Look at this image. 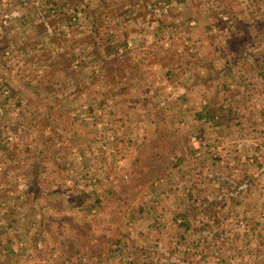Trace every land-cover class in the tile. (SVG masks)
<instances>
[{
  "label": "rangeland",
  "instance_id": "374dc122",
  "mask_svg": "<svg viewBox=\"0 0 264 264\" xmlns=\"http://www.w3.org/2000/svg\"><path fill=\"white\" fill-rule=\"evenodd\" d=\"M261 116L264 0H0V264H264L193 190Z\"/></svg>",
  "mask_w": 264,
  "mask_h": 264
},
{
  "label": "crops",
  "instance_id": "0c3cea01",
  "mask_svg": "<svg viewBox=\"0 0 264 264\" xmlns=\"http://www.w3.org/2000/svg\"><path fill=\"white\" fill-rule=\"evenodd\" d=\"M218 127H215V129ZM252 130L248 133L244 132L237 138H232L223 133L221 139L224 140L227 148L225 149V155L230 156L234 153V149L238 150V155L241 156L240 161L249 163L255 161L252 166L246 167L240 170V166L233 171L240 173L236 176V179L231 178L230 174H224L222 172V179L216 181L215 176L210 172L205 173L206 179L203 181H197L193 190L197 196L201 198L210 199L212 202H207L211 208L210 212H207V216L211 214L215 216L213 210V203L217 200L218 193L221 191V205L222 216L218 217L222 221V231L226 236H239L242 232L249 234V229L244 228L242 223L245 219H249L248 211L252 215L256 214V219L259 220V225H262L264 221V116L256 119L253 122ZM217 130V129H216ZM214 129L212 128L211 133ZM252 175L253 181L247 183ZM235 175H232L234 177ZM215 180V181H214ZM196 197V196H195ZM247 201V206L251 209H247L245 213L242 210H235L229 212V208L237 206L238 208ZM208 211V207H206ZM151 234H158L156 229H148ZM259 234L262 235L261 227L256 228ZM257 234V233H256Z\"/></svg>",
  "mask_w": 264,
  "mask_h": 264
},
{
  "label": "trees",
  "instance_id": "16d2710c",
  "mask_svg": "<svg viewBox=\"0 0 264 264\" xmlns=\"http://www.w3.org/2000/svg\"><path fill=\"white\" fill-rule=\"evenodd\" d=\"M85 11H91L90 9H86ZM130 14V13H129ZM128 14V15H129ZM88 16H92L93 18H94V15H92V14H87ZM131 15H132V13H131ZM131 15H130V17H131ZM142 14L141 13H136L135 15H134V18L135 19H138V17H140ZM95 19V18H94ZM96 26H97V24H95L94 22L92 23V24H90V28H91V32H90V34H89V40H96L97 39V37H96V35H97V32H96ZM71 33V32H70Z\"/></svg>",
  "mask_w": 264,
  "mask_h": 264
}]
</instances>
